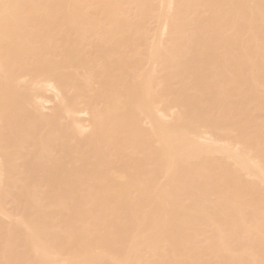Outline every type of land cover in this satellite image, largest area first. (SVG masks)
I'll return each instance as SVG.
<instances>
[{
    "label": "bare ground",
    "instance_id": "obj_1",
    "mask_svg": "<svg viewBox=\"0 0 264 264\" xmlns=\"http://www.w3.org/2000/svg\"><path fill=\"white\" fill-rule=\"evenodd\" d=\"M0 264H264V0H0Z\"/></svg>",
    "mask_w": 264,
    "mask_h": 264
}]
</instances>
